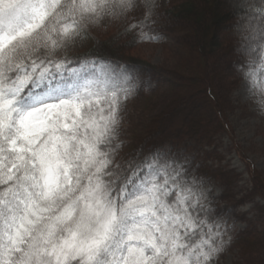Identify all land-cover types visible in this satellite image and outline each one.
Returning a JSON list of instances; mask_svg holds the SVG:
<instances>
[{
    "label": "snow or ice",
    "instance_id": "snow-or-ice-1",
    "mask_svg": "<svg viewBox=\"0 0 264 264\" xmlns=\"http://www.w3.org/2000/svg\"><path fill=\"white\" fill-rule=\"evenodd\" d=\"M264 102V0H237ZM157 0H0V264H216L229 243L170 151L119 157L139 70L61 55L106 20L162 39Z\"/></svg>",
    "mask_w": 264,
    "mask_h": 264
},
{
    "label": "trees",
    "instance_id": "trees-1",
    "mask_svg": "<svg viewBox=\"0 0 264 264\" xmlns=\"http://www.w3.org/2000/svg\"><path fill=\"white\" fill-rule=\"evenodd\" d=\"M222 1L175 0L166 7L162 0H157L156 27L182 35L177 42L180 58L176 65L158 64L136 53L144 41L137 39L136 31H129L133 19H110L109 26L106 22L96 25L91 36L69 53H61L83 58L94 56L127 65L139 70L147 81L148 96L143 101L148 103L144 119L147 134L136 140L130 150L121 152V162L130 161L141 153L159 151L161 143L166 146V140L173 139L177 142L195 140L206 146L205 149H216L218 135L226 131L235 133L232 94L245 78V72L242 67L229 73L226 69L247 58L237 24L238 3L233 4L235 17L230 21V13L219 16L214 12ZM226 62L229 66L225 67ZM253 171L256 183L253 195L264 196V173L260 168ZM228 172L236 176L238 170ZM259 217L261 222H254L234 238V245L244 254L239 264H264V203L260 205Z\"/></svg>",
    "mask_w": 264,
    "mask_h": 264
},
{
    "label": "rangeland",
    "instance_id": "rangeland-1",
    "mask_svg": "<svg viewBox=\"0 0 264 264\" xmlns=\"http://www.w3.org/2000/svg\"><path fill=\"white\" fill-rule=\"evenodd\" d=\"M162 1L167 7L175 0ZM236 1L223 0L214 12L219 16L230 13L232 16L229 20L232 21L231 17H235L233 4ZM227 9L230 12H227ZM236 16L241 19L239 14ZM105 22L106 26L111 23L110 19ZM156 29L163 38L144 41L136 53L158 64L176 65L180 58L176 47L182 35L173 30L166 31L160 27ZM245 61L234 62L231 68L226 69L227 73L238 70L239 67L244 68ZM228 63L226 62L225 67L229 66ZM139 82L140 88L131 99L125 113L121 137L124 147L121 152L130 150L136 140L142 139L144 137L142 135L147 134L144 119L147 117L148 103L143 102L148 96V92L145 91L147 81L141 73ZM231 102L235 133L226 131L218 135L216 149L214 147L205 149L203 147L206 146L195 140L177 142L174 139L166 140L168 143L166 146L165 143H161L162 147L159 149V151L174 153L195 171L196 176L202 181V191L207 198V203L220 213V223L228 228L225 235L229 243L226 250L217 258L216 264H239L243 260V251L234 245V238L239 232L252 226L254 222H261L259 220L260 205L264 203V196L253 195L256 190L253 169L260 168L264 173V102L261 101L258 93L252 91L250 78L246 73L245 78L232 94ZM176 142L180 147L175 148L174 152L172 149L178 146ZM189 148L191 151H188ZM230 170H238L239 175L238 173L236 176L231 175L228 172Z\"/></svg>",
    "mask_w": 264,
    "mask_h": 264
}]
</instances>
